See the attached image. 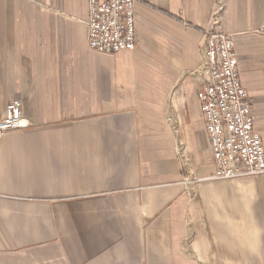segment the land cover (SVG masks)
I'll return each mask as SVG.
<instances>
[{"label": "crops", "instance_id": "obj_1", "mask_svg": "<svg viewBox=\"0 0 264 264\" xmlns=\"http://www.w3.org/2000/svg\"><path fill=\"white\" fill-rule=\"evenodd\" d=\"M217 0H136L87 44L88 0H0V264H264V174L214 180L197 92ZM264 148V0H222Z\"/></svg>", "mask_w": 264, "mask_h": 264}, {"label": "built area", "instance_id": "obj_2", "mask_svg": "<svg viewBox=\"0 0 264 264\" xmlns=\"http://www.w3.org/2000/svg\"><path fill=\"white\" fill-rule=\"evenodd\" d=\"M136 0H88L87 44L94 52L114 55L135 48ZM224 4L217 0L213 29L206 32L201 49L197 92L200 111L211 146L214 180H236L264 174V148L254 129L249 96L239 79L232 35L219 29ZM264 35V21L255 30ZM28 129L19 101L4 107L0 138L12 131Z\"/></svg>", "mask_w": 264, "mask_h": 264}]
</instances>
